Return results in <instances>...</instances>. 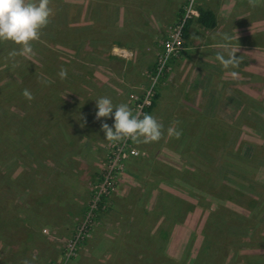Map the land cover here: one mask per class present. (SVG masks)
<instances>
[{"label":"rangeland","instance_id":"1","mask_svg":"<svg viewBox=\"0 0 264 264\" xmlns=\"http://www.w3.org/2000/svg\"><path fill=\"white\" fill-rule=\"evenodd\" d=\"M230 2L237 5L235 10H240V15L242 13L254 16L253 32L262 41L264 0H257L255 7L250 6L249 0H231ZM71 3L81 7H78L79 14H76V8H71ZM50 7L53 8V16L71 15L72 19L75 17L77 18L75 21L80 23L87 18L86 10L82 8L87 7V0H51ZM108 12L109 9H105L106 15H104L103 9L97 8V19L110 18ZM64 16L59 15L55 20L58 22L50 21L41 30L40 39L32 44L34 55L31 57L8 59V53L16 46L11 43L0 44V206L6 205L11 212L17 209L14 208V204H22L18 205L19 209L23 208L24 203V206H29L27 197L34 191L47 197L49 212L65 210L67 213L73 208L70 206L71 199H68L67 191L63 187L68 177L65 178L61 171L55 176L53 173L56 169L44 168L45 160L55 159L56 156L52 154L50 158L45 156L38 158L35 152H32L31 156L27 150L33 137L29 139V136L23 138L22 135H15L11 127H8L1 118L4 117L6 122L12 124L14 128L16 125L25 131L26 128L33 126V123L29 125L25 117L29 119V114L34 116L33 113L44 108L40 111L38 125L35 124L36 127H40L38 128L40 135L35 136L36 145L32 144L35 150L38 147L49 151V144L55 143L54 134L61 117L64 115L63 117H67L68 121L74 124L72 118L81 112L80 98H83L88 90H90L89 94L95 91L93 88L84 89L80 81L75 82V86H70V80L65 82L57 75L55 67L58 64L62 63L58 67L65 68L68 73H71L74 61L78 63L77 59H79L85 63L86 60V56L73 51V48L69 46L50 47V44L55 43V38L61 41L60 37L66 36L64 34L66 31L68 35L66 39H76L79 35L76 34L80 32L77 28L74 32L69 31L71 25L76 27L77 22L69 23L70 19ZM230 19L223 18L220 20L222 22H219L221 26H224L225 31L226 25L237 26L234 20L229 24ZM241 21L239 24L240 22L242 24L244 20ZM114 30L115 25L111 24L110 31ZM124 30H126L125 27ZM224 30L220 29L221 36ZM185 43L186 38L184 48ZM233 45H238L234 46L233 50L240 57L252 54L251 51L257 52L256 49L249 50L243 47L238 40H235ZM54 49H57L60 54H56ZM44 50L48 56H43ZM183 52L169 61L170 113L166 120L170 123V127L181 131L180 138L176 139L169 135V124L164 121L162 122L163 136L158 142L136 144L141 155L136 159H128L123 172H141L142 175L139 174V180L133 181L130 187L125 185L124 190L121 187L119 190L116 188L113 194L117 193L118 197L124 196L127 198L125 202L114 198L113 194L112 198L104 200L88 237L77 248L74 256L64 258L62 243L75 233V227L90 200L91 190L90 193L88 191L87 205L79 216L70 215L65 217L67 220H63L58 219L56 215L50 216L43 210L44 218L49 223L39 228V241L34 239L35 242L29 243L30 246L27 244V247L21 248V251H24V247L27 248L25 256H22L21 264L24 261L28 264H165L167 259L172 260L174 264H197L198 254L200 251L203 252L204 247L209 248V257L205 258L201 264H264V72H260L264 70V54L254 55L256 62L253 64V69L261 73V81L255 83L253 92L252 88L247 89L250 94L247 90L240 91L241 105H238L237 117L228 120L224 117L228 114L223 115L218 112L223 111L225 107L221 104V98L208 112V109H203L204 105L200 102L202 97H198V84L195 82L194 75H190L189 72L182 74L178 69L172 71V59L177 60ZM190 54L191 51H187L186 55ZM31 63L37 67L41 64L45 68L52 67L55 70L44 71L42 76L39 69L34 72L31 70ZM107 72L112 74L113 71L106 70L98 76L102 77ZM168 73L169 68L166 75ZM239 80L247 81L244 76ZM24 89L32 91L33 100L28 101L22 96ZM126 93L125 87L119 88L117 93L119 96L116 98H119L122 103L125 99L126 103ZM232 93L238 95L235 91ZM19 94L21 96H18ZM46 94L48 95L45 96ZM122 95L123 99H121ZM52 97H59V99L46 105L49 102L46 99ZM232 105L236 107L235 104H227L228 108L233 109ZM160 108L162 105L158 101L157 110ZM47 109L53 111L52 120L49 119L50 114ZM46 121L52 122L50 126L45 125ZM64 130L65 133L60 136H69L70 131ZM44 135H46L45 138ZM61 144L62 140L58 137L57 143L52 148V151L57 152L59 156L66 153V151H60ZM160 144L165 147V153L159 152ZM145 156H147L146 159ZM57 158L61 159V157ZM149 160L159 161L161 164L170 163L168 177L159 175L150 179L148 173L154 174V171L151 163H148ZM36 169H38L37 172H35ZM49 174H53L50 184L47 183ZM28 177L39 181L32 186L33 190L26 186ZM77 177L80 175L78 174ZM140 179H142L141 182ZM125 181L130 184L128 179ZM8 184L7 191L5 189ZM155 186L158 191L154 190ZM12 192H14L13 195ZM68 192L74 196V187H70ZM161 192L170 195V201L163 198ZM157 198H162L163 203H170V215L164 213L163 207L151 213L156 208ZM127 203L129 207L126 206ZM132 207H135L134 214H129ZM142 209L149 210L150 215L141 214ZM132 215H138L135 220H152L151 228H147L137 237L138 233L135 230H139V226H135L134 222L131 225L129 218ZM168 227L170 229L167 233L166 231L156 233L157 228L164 230ZM147 234L157 235L159 243L157 248L147 245ZM152 250L154 252L149 253L148 256L153 261L142 263L144 254ZM8 253L9 249L0 243V261H2L0 264H8L7 261H3L8 258Z\"/></svg>","mask_w":264,"mask_h":264},{"label":"crops","instance_id":"2","mask_svg":"<svg viewBox=\"0 0 264 264\" xmlns=\"http://www.w3.org/2000/svg\"><path fill=\"white\" fill-rule=\"evenodd\" d=\"M230 1L198 0L199 7L208 9L215 15L216 26L213 29H205L198 24H191L187 30L183 54L177 60L173 58L171 62L173 72L178 69L182 74L189 72L190 75H194L195 82L198 84V97H202L200 102L204 105L203 109H208V112H210L213 109L212 106L219 98L222 99L221 104L225 107L223 111L219 110L218 112L223 115L228 114L227 116L224 115L225 119L228 120L236 119L237 117L238 105H241L239 99L240 91L246 92L245 90L252 88L253 92L255 83L261 81V73L253 69V64L256 62L255 56L257 54H264V38L261 41V38L256 37V33L253 32L254 25H252V21H254V16L242 13L240 15V10H235L237 5ZM71 4V8H76V14H79V5ZM181 5V0H87V7H82L86 10L85 13L87 15L84 22L75 21L77 18L73 17L74 19H72L71 15L57 14L50 17V21L54 23L58 22L55 20L59 15L64 16L66 19L69 18V23L74 24L77 22L75 24L76 27L71 25L69 31L71 32L72 30L74 32L76 28L80 30V32H76V34H79L76 39H66V36H68L67 31L64 32L66 36L60 37L61 41L55 38V43L53 42V45L50 44V47L62 48L69 46L73 48V51L86 56L85 63H82L79 59H77L78 63L74 61L73 69H71V73L67 71V78L64 81L70 80V86L80 81L84 89H95L92 94H89L90 90H88L83 98L79 97L82 104L80 105L81 112H79L78 116L72 118L74 124H71L68 118L63 117V115L60 123H58L59 125L56 126V134H54L53 141L57 143V138L59 137L62 140L60 151H66V153L59 156L57 152L53 151L56 158L49 161L45 160L43 163L44 168L56 169V172L53 173L55 176L61 171L65 178L68 177L64 181L63 186L66 191L70 187H74L73 208L69 214L79 216L83 213L84 207L87 205L86 201L88 199V191L90 193L91 184L98 178L106 162V146L109 141L106 140L105 133L101 130V124L107 123L111 126L114 121L112 118H102L99 121L95 119V112L97 111L95 107L96 100L101 97H108L113 105L116 106L122 104V101L116 98L119 96H117L119 88L125 87L128 91L129 88L138 89L147 85L146 75L154 66L157 53L168 35L169 28L179 18ZM97 8H102L104 15H106L105 9H109L108 16L110 18L98 20V17H96ZM83 18L85 19V17ZM223 18H231L229 24L234 20L237 26L226 25L225 28L227 29L225 31L223 29L224 26L219 24ZM241 20H244L242 24ZM239 21H241L240 24ZM111 24L115 25L114 31H110ZM124 27L126 30H124ZM220 29L224 30L223 36L220 35ZM119 31L120 33L118 34ZM116 34H118L117 37ZM200 39L202 40L199 41ZM235 40H238V43H241L243 47L249 50L256 49L257 52L253 53L251 51L252 54L250 55L252 57H249L250 55L240 57L233 50L234 46H238L233 45ZM221 45H227V47H221ZM54 50L56 54H60L57 49ZM187 51H191L189 56L186 55ZM218 53L223 54L225 58L235 55L236 66L227 70L224 69L215 59ZM43 56H48L45 50ZM32 64V69L34 71L39 69L43 76L44 71L53 72L56 69V72H58L61 69L58 66L62 63L58 64L55 69L52 67L45 68L41 64L38 67ZM105 69L112 70V74L107 72L102 77L98 76L99 73L105 72ZM231 71H236L239 74L238 77H231L229 75ZM260 72H264V70ZM242 76L245 77L246 82L239 80ZM233 91L237 92L238 95L232 93ZM247 91L250 94V91ZM244 92L243 94H246ZM123 98L122 95L121 99ZM123 101L124 104H127V98L126 103L125 99ZM156 101L149 115L154 116L160 123H164V121L168 120L170 113V66L169 73L165 75L162 82L158 85ZM158 101L162 105L160 110H157ZM227 104H235L236 107L232 105L233 109H231L228 108ZM163 113L165 114L163 115ZM112 115H114V112ZM166 124H169L170 128V123L166 121ZM64 129L70 131L69 136H60V134L65 133ZM45 134L48 135L47 132ZM46 135H44V138ZM55 143L52 142L49 147L52 146L53 148ZM159 147L161 149L160 153L166 151L161 144ZM68 152L69 154H67ZM57 157H61V159ZM144 158L146 159L147 156ZM148 163H151L154 171V174L148 173L150 179L159 175H167L168 177L170 163L161 164L155 160H149ZM53 174L48 175V184L53 180ZM78 174L80 177H77ZM139 174L142 175L141 172H123L119 175L118 190L120 187L124 190L125 185L130 187L133 181H138ZM127 179L130 184L125 181ZM156 184L158 187V183ZM157 187H153L154 190H157ZM113 196L120 200L127 199L124 196L118 197L117 193L113 194ZM110 198H112V195ZM130 214H134L132 210Z\"/></svg>","mask_w":264,"mask_h":264},{"label":"clouds","instance_id":"3","mask_svg":"<svg viewBox=\"0 0 264 264\" xmlns=\"http://www.w3.org/2000/svg\"><path fill=\"white\" fill-rule=\"evenodd\" d=\"M50 3L51 0H0V44L11 43L16 46L8 53V59L15 60L17 57L28 58L34 55L32 44L40 39L41 30L49 24L50 17L54 15ZM249 4L255 7L257 0H249ZM215 59L226 70L237 64L235 55L225 58L223 54L218 53ZM57 75L60 79H66L67 69L61 68ZM229 75L236 78L239 74L231 71ZM22 96L28 101L34 99L28 89L23 90ZM95 107L97 121L102 118H112L114 121L111 126L107 123L101 124L106 140L113 144L128 140L135 144H149L158 142L163 136L162 123L149 114L142 112L134 114L127 104L114 106L110 98L101 97L96 100ZM168 133L176 139L182 135L181 131L174 127H170ZM23 264L28 262L24 261Z\"/></svg>","mask_w":264,"mask_h":264},{"label":"trees","instance_id":"4","mask_svg":"<svg viewBox=\"0 0 264 264\" xmlns=\"http://www.w3.org/2000/svg\"><path fill=\"white\" fill-rule=\"evenodd\" d=\"M200 16L199 18L195 21L199 26L205 28V29H213L216 26V17L215 15L208 9H204L199 7L198 8ZM191 22H188L187 25L185 26L184 29V38L187 37V30L189 29V27L191 26ZM18 61H20V59H18ZM154 66L152 67V69H154ZM31 68V66H30ZM151 69V70H152ZM31 70L34 72V70L31 68ZM166 73L164 74V76L161 78L164 79ZM40 76V75H38ZM37 76V77H38ZM41 77V76H40ZM43 80L44 78L41 77ZM30 92L32 93V91L30 90ZM57 92V91H56ZM50 94V92L48 93ZM48 94H46L45 96H47ZM18 96H21V94H19ZM59 97H52L50 99H46V101H49L46 103V105L52 104L54 103L56 100H58ZM157 99V95L154 98L153 101V105L152 107L147 111L148 114L150 112V110L153 108V106L155 105V101ZM22 101V99H20ZM45 105V107H46ZM44 109V108H43ZM43 109H40L39 112H35L33 113L34 116H32L31 114L29 119H27L25 117V119L30 123H33V126H31V128H26L25 131H22L19 127L15 128L12 126V124H10L9 122H6L4 117H1L2 120L8 125V127H11L13 133H15V135H22V137H28L29 139H32V143H34L36 145V141H35V136L36 135H40V127H36L35 124L38 125V121H40V111H43ZM48 114H50V120H52V112L51 110L47 109ZM35 117V118H34ZM41 123V122H39ZM52 122H45L46 126H50L49 124H51ZM21 126V125H20ZM39 128V129H38ZM14 129V130H13ZM38 131V133L36 134V132ZM27 141V140H26ZM27 143V142H26ZM29 144L28 147L29 149L27 150L29 154H31L32 156V152H35V154L38 155L39 157L45 156L47 158H50V156L53 154L52 151V146L49 147V151L46 150H42L41 148H36V150L33 148L34 144ZM42 163V162H41ZM38 168H40L37 165ZM38 169L35 170V172H37ZM49 172H52L50 170H48ZM14 182V181H13ZM39 181L36 179H33L31 177L26 178V186L28 187V189L33 190L32 186H34L35 183H38ZM15 183V182H14ZM5 190H9V184L7 185V188ZM162 193V192H161ZM14 194V192H12V195ZM68 199H71L70 202H73V198L74 196H72L68 191L66 192ZM163 198L165 197V199H169L170 201V195L162 193ZM47 197L42 195V194H37L36 191L33 192L32 195H30L29 197H27V199H29V206H24L23 208L19 209L18 207L22 204L17 203L14 204V208L16 207V211L11 212V210L8 209V207L6 208V205L1 204L0 206V243L2 244L3 247H7L9 249V253H8V258H5L3 261H7L8 264H21L22 263V256H25L26 250L27 248V244L29 245V243L31 244L32 242H35V240H40V235L38 232H40L41 227L48 225V221L45 220L44 215H43V210H45L47 212L48 215L50 216H58V219H63V220H67L65 217L66 216H70L72 214H69L71 210H69L67 213L65 212V210H58V211H53V212H49L47 210V201L48 199H46ZM126 200H122V202H125ZM69 203V204H71ZM19 205V206H18ZM121 205V204H118ZM72 207V205H70ZM127 207H129V204H126ZM155 210L152 211L151 213H155V211L159 208L165 209L164 213L166 215H170V203H163V199L162 198H157L156 199V203H155ZM117 208V207H116ZM142 208V207H141ZM132 212L134 213V209L135 207H132ZM67 211V210H66ZM149 210H143L141 211V214H145L146 216L150 215ZM159 213V212H158ZM163 213V212H162ZM163 213V214H164ZM130 214V213H129ZM138 215H132L131 218H129L131 225L132 222H134L135 226H139V230H135L138 235L143 234L145 232V230L147 228H151L150 227V222H152V220H145V219H139V220H135V217H137ZM149 226V227H148ZM153 226V225H152ZM170 227V226H169ZM164 229V230H159V228H157L158 230L156 231V233L159 234V232H163L166 231L165 233L168 232V230L170 228ZM157 236V235H156ZM152 235H146V241H147V245L151 246V247H155L157 248V246L159 245L158 243V237ZM167 235H165L166 237ZM163 237V239L165 238ZM37 238V239H36ZM35 239V240H34ZM145 239V238H144ZM143 239V240H144ZM161 240V239H160ZM25 246L23 248L24 251H21V248ZM30 246V245H29ZM162 247V246H160ZM208 251L209 248L208 247H204L203 252H199V256H198V261L197 264H201L203 263L204 259L209 257L208 256ZM154 252L153 250L151 252H146L144 254V258L142 263H149L152 262L153 259H150L148 254ZM157 257V255H156ZM2 261H0L1 263ZM165 264H174V262L170 259H167L165 261Z\"/></svg>","mask_w":264,"mask_h":264},{"label":"built area","instance_id":"5","mask_svg":"<svg viewBox=\"0 0 264 264\" xmlns=\"http://www.w3.org/2000/svg\"><path fill=\"white\" fill-rule=\"evenodd\" d=\"M180 15L176 22L169 28L168 35L161 51L156 57L154 69L147 73L148 83L144 87L131 89L126 93L127 104L133 113L142 112L148 114L157 95V88L161 78L169 68L172 57L179 56L184 50V29L188 22H195L199 16L198 0H181ZM106 162L100 171L98 178L91 184V196L83 216L79 219L75 233L65 242L62 249L65 259L74 256L77 248L88 237L96 215L104 203L115 191L118 185L119 175L125 168V162L130 158H138L141 153L136 144L131 140L126 142L111 143L106 146Z\"/></svg>","mask_w":264,"mask_h":264}]
</instances>
